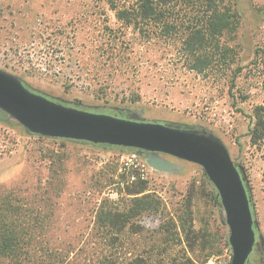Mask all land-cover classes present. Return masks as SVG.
<instances>
[{
	"label": "rangeland",
	"instance_id": "374dc122",
	"mask_svg": "<svg viewBox=\"0 0 264 264\" xmlns=\"http://www.w3.org/2000/svg\"><path fill=\"white\" fill-rule=\"evenodd\" d=\"M232 3L239 23L221 42L234 58L198 73L178 53V40L143 36L106 3L0 0V70L65 106L221 142L250 198L256 241L246 264H264V141L253 143L249 134L253 109L264 104V0ZM153 156L161 164L135 148L33 134L0 109V202L42 218L52 262L101 264L110 254L95 223L101 202L127 210L146 194L155 207L126 226L118 257L130 264H230L224 211L203 168ZM135 183L144 191L129 194Z\"/></svg>",
	"mask_w": 264,
	"mask_h": 264
},
{
	"label": "trees",
	"instance_id": "16d2710c",
	"mask_svg": "<svg viewBox=\"0 0 264 264\" xmlns=\"http://www.w3.org/2000/svg\"><path fill=\"white\" fill-rule=\"evenodd\" d=\"M106 3L114 11L116 20L133 26L145 37L178 40V53L187 67L198 73L229 65L233 50L222 38L234 33L239 17L232 0H93ZM249 134L253 143L264 141V104L253 109ZM128 164L123 166L126 170ZM134 174L137 168L128 166ZM129 194L144 191L141 183ZM134 198V207L120 209L110 200H103L95 217L105 245L109 248L101 264H130L118 257L116 247L126 239V226L143 211H151L155 201L148 195ZM20 204L11 207L0 202V264H55L45 250L42 225L37 215L29 216ZM8 209L13 210L7 212ZM133 225V224H132ZM135 259L133 264H144Z\"/></svg>",
	"mask_w": 264,
	"mask_h": 264
},
{
	"label": "water",
	"instance_id": "95a60500",
	"mask_svg": "<svg viewBox=\"0 0 264 264\" xmlns=\"http://www.w3.org/2000/svg\"><path fill=\"white\" fill-rule=\"evenodd\" d=\"M0 109L33 134L92 144L167 154L200 165L214 186L224 211L231 247L230 264H246L256 241L250 198L243 176L227 148L210 136L158 122L137 121L65 106L33 92L0 70Z\"/></svg>",
	"mask_w": 264,
	"mask_h": 264
},
{
	"label": "built area",
	"instance_id": "2783aa9c",
	"mask_svg": "<svg viewBox=\"0 0 264 264\" xmlns=\"http://www.w3.org/2000/svg\"><path fill=\"white\" fill-rule=\"evenodd\" d=\"M206 264H217L216 262H214V260L213 259H209L207 262H206Z\"/></svg>",
	"mask_w": 264,
	"mask_h": 264
},
{
	"label": "flooded vegetation",
	"instance_id": "af4514ba",
	"mask_svg": "<svg viewBox=\"0 0 264 264\" xmlns=\"http://www.w3.org/2000/svg\"><path fill=\"white\" fill-rule=\"evenodd\" d=\"M254 248H255V244H254L253 250H254ZM252 252H253V251H252ZM252 252H251V253H252Z\"/></svg>",
	"mask_w": 264,
	"mask_h": 264
}]
</instances>
